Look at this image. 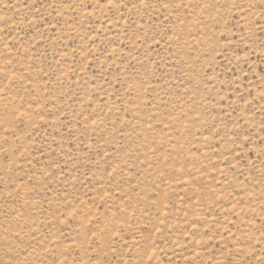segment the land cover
<instances>
[{
	"label": "rangeland",
	"instance_id": "374dc122",
	"mask_svg": "<svg viewBox=\"0 0 264 264\" xmlns=\"http://www.w3.org/2000/svg\"><path fill=\"white\" fill-rule=\"evenodd\" d=\"M0 264H264V0H0Z\"/></svg>",
	"mask_w": 264,
	"mask_h": 264
}]
</instances>
